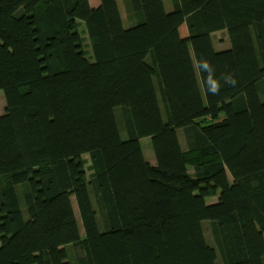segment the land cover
Returning a JSON list of instances; mask_svg holds the SVG:
<instances>
[{
  "label": "trees",
  "instance_id": "16d2710c",
  "mask_svg": "<svg viewBox=\"0 0 264 264\" xmlns=\"http://www.w3.org/2000/svg\"><path fill=\"white\" fill-rule=\"evenodd\" d=\"M123 5L0 0V264H264V0Z\"/></svg>",
  "mask_w": 264,
  "mask_h": 264
},
{
  "label": "rangeland",
  "instance_id": "374dc122",
  "mask_svg": "<svg viewBox=\"0 0 264 264\" xmlns=\"http://www.w3.org/2000/svg\"><path fill=\"white\" fill-rule=\"evenodd\" d=\"M167 7L169 9H171L172 5H171L170 2H167ZM123 11H124V9H123ZM125 19L127 20V23L130 25V21H129V18L127 19L126 12H125ZM82 30L84 31V28ZM85 38H87V37H85ZM213 39H214L215 48L218 49V50H222V49H224V48H226L228 46L229 40H228V35H227L226 32H222V33L215 34L214 37H213ZM87 44L89 45V41L88 40H87ZM87 50L91 54V50L89 48H87ZM5 110H6L5 93H4V91H0V114L5 113ZM180 134H181V141H182L183 147L187 150L186 140H185L182 132ZM142 144L144 146L146 158L152 164L155 165L156 161H155V155H154V151H153V148H152L151 140L150 139H145ZM85 158L86 159H89L88 156H86ZM191 172H193V169L192 168H191ZM88 174H91V173L89 172ZM217 201H218V198H211V199H209V202L208 203L209 204H213V203H216ZM74 204H75V208L77 210L76 202H74ZM26 215H27L26 217L28 218V213L27 212H26ZM79 223H80V227H81V231H82V236H84L83 228H82V225H81V222H80V218H79ZM206 231H207V236L210 239V242L212 244H214L213 243V240L211 238V235H210L208 226L206 228Z\"/></svg>",
  "mask_w": 264,
  "mask_h": 264
},
{
  "label": "crops",
  "instance_id": "0c3cea01",
  "mask_svg": "<svg viewBox=\"0 0 264 264\" xmlns=\"http://www.w3.org/2000/svg\"><path fill=\"white\" fill-rule=\"evenodd\" d=\"M89 1H90L91 6H93V7H98L101 4V0H89ZM119 3H120V7H121V11H122V15H123V19L125 21V24L127 26H129V24L127 23V20L125 19V12L126 11H125V8L123 5V0H119ZM123 9H124V11H123Z\"/></svg>",
  "mask_w": 264,
  "mask_h": 264
}]
</instances>
